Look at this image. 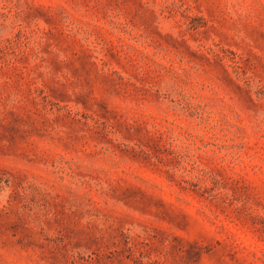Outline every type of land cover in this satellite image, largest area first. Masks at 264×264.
<instances>
[{
	"label": "rangeland",
	"instance_id": "1",
	"mask_svg": "<svg viewBox=\"0 0 264 264\" xmlns=\"http://www.w3.org/2000/svg\"><path fill=\"white\" fill-rule=\"evenodd\" d=\"M0 264H264V0H0Z\"/></svg>",
	"mask_w": 264,
	"mask_h": 264
}]
</instances>
